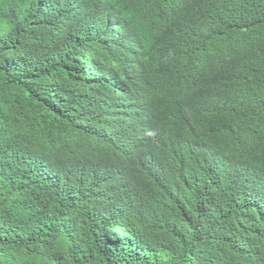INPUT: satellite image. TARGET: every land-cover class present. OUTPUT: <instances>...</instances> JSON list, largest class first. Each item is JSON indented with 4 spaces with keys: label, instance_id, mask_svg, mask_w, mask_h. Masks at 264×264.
Listing matches in <instances>:
<instances>
[{
    "label": "trees",
    "instance_id": "1",
    "mask_svg": "<svg viewBox=\"0 0 264 264\" xmlns=\"http://www.w3.org/2000/svg\"><path fill=\"white\" fill-rule=\"evenodd\" d=\"M0 264H264V0H0Z\"/></svg>",
    "mask_w": 264,
    "mask_h": 264
}]
</instances>
